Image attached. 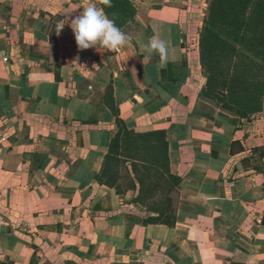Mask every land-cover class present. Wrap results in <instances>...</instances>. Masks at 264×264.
Returning <instances> with one entry per match:
<instances>
[{
    "label": "crops",
    "instance_id": "obj_1",
    "mask_svg": "<svg viewBox=\"0 0 264 264\" xmlns=\"http://www.w3.org/2000/svg\"><path fill=\"white\" fill-rule=\"evenodd\" d=\"M129 1L112 51L78 48L82 7L0 0V264H264V96L247 122L199 96L208 0ZM120 126L165 133L173 225L107 160Z\"/></svg>",
    "mask_w": 264,
    "mask_h": 264
},
{
    "label": "trees",
    "instance_id": "obj_2",
    "mask_svg": "<svg viewBox=\"0 0 264 264\" xmlns=\"http://www.w3.org/2000/svg\"><path fill=\"white\" fill-rule=\"evenodd\" d=\"M98 1L119 28L135 14L129 0H111V6ZM198 45L205 76L199 96L249 121L261 111L264 96V0H208ZM107 160L115 166L130 162L131 173L125 175L132 178L133 187L138 186L135 199L150 201L148 221L173 225L174 212L168 209L180 178L169 173L162 130L135 133L120 126Z\"/></svg>",
    "mask_w": 264,
    "mask_h": 264
},
{
    "label": "clouds",
    "instance_id": "obj_3",
    "mask_svg": "<svg viewBox=\"0 0 264 264\" xmlns=\"http://www.w3.org/2000/svg\"><path fill=\"white\" fill-rule=\"evenodd\" d=\"M65 2L69 4V7L65 9L66 14L70 13L69 8H73V10L77 7L83 8V11L72 19L70 24L79 49L96 48L97 45H100L112 51H119L128 44L129 36L117 27L115 20L109 18L103 8L97 6L95 0H87L86 4L80 3L79 5L73 4L72 0H65ZM103 3L111 6V0H103ZM64 25V21L58 24V32ZM142 49L148 56L158 54L160 62L156 65L157 69L165 67L173 58L168 42L158 36L150 38L147 43L142 44Z\"/></svg>",
    "mask_w": 264,
    "mask_h": 264
},
{
    "label": "built area",
    "instance_id": "obj_4",
    "mask_svg": "<svg viewBox=\"0 0 264 264\" xmlns=\"http://www.w3.org/2000/svg\"><path fill=\"white\" fill-rule=\"evenodd\" d=\"M3 60H4V61H7V58H6V57H4V58H3Z\"/></svg>",
    "mask_w": 264,
    "mask_h": 264
}]
</instances>
